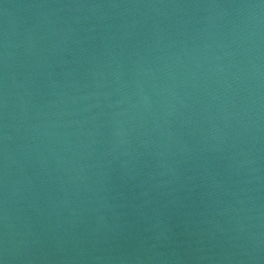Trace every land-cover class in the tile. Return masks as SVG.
Here are the masks:
<instances>
[{"label": "water", "instance_id": "obj_1", "mask_svg": "<svg viewBox=\"0 0 264 264\" xmlns=\"http://www.w3.org/2000/svg\"><path fill=\"white\" fill-rule=\"evenodd\" d=\"M0 264H264V0H0Z\"/></svg>", "mask_w": 264, "mask_h": 264}]
</instances>
